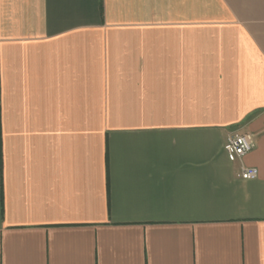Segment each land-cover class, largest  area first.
Instances as JSON below:
<instances>
[{
	"label": "crops",
	"instance_id": "0c3cea01",
	"mask_svg": "<svg viewBox=\"0 0 264 264\" xmlns=\"http://www.w3.org/2000/svg\"><path fill=\"white\" fill-rule=\"evenodd\" d=\"M0 264H264V0H0Z\"/></svg>",
	"mask_w": 264,
	"mask_h": 264
},
{
	"label": "built area",
	"instance_id": "2783aa9c",
	"mask_svg": "<svg viewBox=\"0 0 264 264\" xmlns=\"http://www.w3.org/2000/svg\"><path fill=\"white\" fill-rule=\"evenodd\" d=\"M223 147L228 159L235 161L255 147V139L248 131L233 130L227 134ZM257 173L256 167L242 165L237 176L242 179H252L257 176Z\"/></svg>",
	"mask_w": 264,
	"mask_h": 264
}]
</instances>
